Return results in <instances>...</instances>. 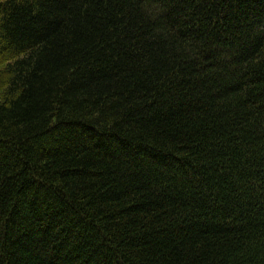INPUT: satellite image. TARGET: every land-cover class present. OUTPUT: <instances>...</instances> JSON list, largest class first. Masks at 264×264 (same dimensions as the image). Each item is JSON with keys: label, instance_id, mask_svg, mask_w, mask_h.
<instances>
[{"label": "trees", "instance_id": "16d2710c", "mask_svg": "<svg viewBox=\"0 0 264 264\" xmlns=\"http://www.w3.org/2000/svg\"><path fill=\"white\" fill-rule=\"evenodd\" d=\"M0 264H264V0H0Z\"/></svg>", "mask_w": 264, "mask_h": 264}]
</instances>
